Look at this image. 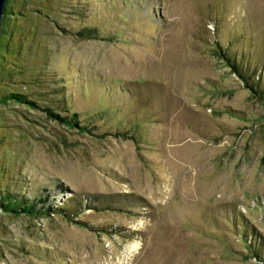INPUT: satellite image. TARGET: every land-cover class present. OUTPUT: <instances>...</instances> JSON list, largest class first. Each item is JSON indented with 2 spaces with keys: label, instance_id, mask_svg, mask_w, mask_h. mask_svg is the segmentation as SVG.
<instances>
[{
  "label": "rangeland",
  "instance_id": "obj_1",
  "mask_svg": "<svg viewBox=\"0 0 264 264\" xmlns=\"http://www.w3.org/2000/svg\"><path fill=\"white\" fill-rule=\"evenodd\" d=\"M10 1L0 95L90 131L0 103V190L50 208L0 211V264H264V0Z\"/></svg>",
  "mask_w": 264,
  "mask_h": 264
},
{
  "label": "trees",
  "instance_id": "obj_2",
  "mask_svg": "<svg viewBox=\"0 0 264 264\" xmlns=\"http://www.w3.org/2000/svg\"><path fill=\"white\" fill-rule=\"evenodd\" d=\"M10 0H7L5 5V10L2 16V23H1V30H0V78L2 76V68L5 67L4 74L10 78L14 75L13 71V65L16 66L17 57L21 53L22 45L21 43H15L13 42L10 44V41L7 42L4 38L7 36L8 32L6 30V26L8 24V15L13 12L10 6ZM81 36L91 38L89 33L82 34V32H79ZM12 47V49H9ZM10 50V51H9ZM219 55L227 62V64L230 66L231 70L235 72L245 83L246 87L250 89V91L253 94L258 93V82L256 85H253L252 82H249V76L246 73L248 71V66L245 70L241 67V61L237 58H235V55L231 56L229 55L226 50L225 51H219ZM7 67V68H6ZM19 73L21 70H17ZM22 72V71H21ZM17 75V74H15ZM37 80V79H36ZM263 97H264V91H263ZM9 101H15L22 104H26L29 108H35L42 111L45 116L49 119H52L53 121L65 126L68 129L76 130L77 132H85L88 133L90 130L87 126L80 124V121L78 119V113L72 112L68 114H62L58 109H55L50 105V102L47 101V99L43 101L36 100V94L29 92H19L17 90H10L2 95H0V103H7ZM42 103H45V105H42ZM61 188H63L61 186ZM48 200V195L46 194L43 198H39V203L45 204V201ZM49 206L45 205L41 208H37L34 203H31L27 198L24 196H19L16 192H11L8 190H0V211L3 213H8L13 215L14 217H17L21 214L29 215V216H39L44 215L48 212ZM62 208H60L61 210ZM1 231V230H0Z\"/></svg>",
  "mask_w": 264,
  "mask_h": 264
},
{
  "label": "bare ground",
  "instance_id": "obj_3",
  "mask_svg": "<svg viewBox=\"0 0 264 264\" xmlns=\"http://www.w3.org/2000/svg\"><path fill=\"white\" fill-rule=\"evenodd\" d=\"M138 248H139V243L137 241L135 243L131 244L129 246V251L127 252V258H129L130 256L134 255L135 252L138 250Z\"/></svg>",
  "mask_w": 264,
  "mask_h": 264
},
{
  "label": "water",
  "instance_id": "obj_4",
  "mask_svg": "<svg viewBox=\"0 0 264 264\" xmlns=\"http://www.w3.org/2000/svg\"><path fill=\"white\" fill-rule=\"evenodd\" d=\"M7 0H0V30H1V23H2V16L5 10Z\"/></svg>",
  "mask_w": 264,
  "mask_h": 264
}]
</instances>
